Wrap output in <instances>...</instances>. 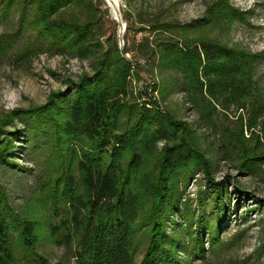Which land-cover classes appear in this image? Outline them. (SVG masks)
Wrapping results in <instances>:
<instances>
[{
  "label": "trees",
  "instance_id": "trees-1",
  "mask_svg": "<svg viewBox=\"0 0 264 264\" xmlns=\"http://www.w3.org/2000/svg\"><path fill=\"white\" fill-rule=\"evenodd\" d=\"M208 12L194 24L139 18L136 33L154 38L121 50L101 0H1L2 17L14 14L17 22L0 39V58L24 63L68 55L88 61L91 70L44 105L0 118V168L31 173L13 154L21 135L29 154L49 153L50 169L37 175L24 211L12 205L0 180V264H53L40 252L47 241L65 250L57 264H209V254L230 249L220 233L230 211V179L215 180L198 130L220 131L223 156L235 158L240 170H262L263 145L252 132H264V93L254 81L262 58L191 36L239 17L224 2ZM133 49L151 61L149 72L167 73L165 81L186 94L198 116L194 124L149 99V85L135 90L134 76L140 79L144 67L129 57ZM232 106L247 111L246 123L242 114L234 125L222 121ZM16 121L22 129L6 131ZM198 171L206 185L195 210L186 189ZM233 186L243 196L239 183Z\"/></svg>",
  "mask_w": 264,
  "mask_h": 264
},
{
  "label": "rangeland",
  "instance_id": "rangeland-1",
  "mask_svg": "<svg viewBox=\"0 0 264 264\" xmlns=\"http://www.w3.org/2000/svg\"><path fill=\"white\" fill-rule=\"evenodd\" d=\"M119 5V14L116 16L107 0H101L102 7L108 11L107 20L110 21V30L116 34L119 47L124 49L126 43L132 46L134 41L140 43L144 37L152 40L154 34L150 31L136 33L134 26L141 19L177 20L181 24H194L203 22L209 17V8L219 3H226L233 10L238 11L239 17L234 23L220 22L206 29L202 33L193 32L191 36H207L220 39L231 48L242 49L251 54H260L261 62L254 73V81L264 93V0H116ZM1 2V0H0ZM17 15L8 18L0 13V39L8 35L16 26ZM130 58L140 62L144 70L139 71V78L135 75V90H141L149 85V99L170 112L179 120L194 124L197 121V113L187 100L186 94L172 88L174 82L165 81V76L157 71L149 72L145 65L151 61L144 58L137 50L133 49ZM88 61H80L71 56H51L42 54L34 57L29 62L18 63L13 59L0 58V118H4L7 112L15 109H28L44 105L50 94L64 91L67 81H75L84 71H90ZM153 75L154 77H152ZM173 79L179 75L168 72ZM155 86V89L154 88ZM149 101V100H148ZM219 113L223 114L220 108ZM221 116L222 121L234 125L242 114L245 123L248 121L247 111L238 110L235 106ZM14 127L22 129L21 123L16 121L15 126L9 125L6 131L12 132ZM245 137L250 140L248 146H253L255 138L252 132L258 134L259 141L264 149V132L260 133V127L256 130L245 128ZM202 137V148L207 157L212 161L216 181L230 179L229 192L231 203L229 213L220 233L221 239L229 244V250H219V254L211 257L209 264H264V166L256 175H250L246 170H240L235 158L227 159L221 149L222 138L219 132L213 130H198ZM254 139V140H253ZM25 138H20L15 143L17 149L13 153L17 158L16 163L24 168L31 169V173L10 167L0 168V180L10 194L11 203L20 211L26 208L27 200L37 185V175L48 172L47 151L38 153L35 157L28 153L25 147ZM239 183L243 190V196L233 186ZM206 185L202 171H198L191 178L186 189V197H190L195 210L198 209V193ZM241 200L237 201L236 199ZM207 202L209 200L207 199ZM234 206L237 210H234ZM208 215L212 210H206ZM246 218V219H245ZM179 220V217H178ZM180 221V220H179ZM171 228V227H170ZM170 228L168 231H170ZM43 253L51 263L57 264L65 255L64 248L44 242L40 245ZM206 248L209 246L206 243ZM194 264H207L200 260Z\"/></svg>",
  "mask_w": 264,
  "mask_h": 264
},
{
  "label": "bare ground",
  "instance_id": "bare-ground-1",
  "mask_svg": "<svg viewBox=\"0 0 264 264\" xmlns=\"http://www.w3.org/2000/svg\"><path fill=\"white\" fill-rule=\"evenodd\" d=\"M110 4V6L112 7V11L113 13L118 16L119 14V5L117 4L116 0H107Z\"/></svg>",
  "mask_w": 264,
  "mask_h": 264
}]
</instances>
